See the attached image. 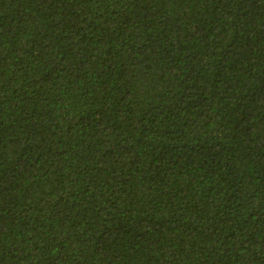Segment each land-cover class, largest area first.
Returning a JSON list of instances; mask_svg holds the SVG:
<instances>
[{
  "label": "trees",
  "instance_id": "1",
  "mask_svg": "<svg viewBox=\"0 0 264 264\" xmlns=\"http://www.w3.org/2000/svg\"><path fill=\"white\" fill-rule=\"evenodd\" d=\"M0 264H264V0H0Z\"/></svg>",
  "mask_w": 264,
  "mask_h": 264
}]
</instances>
